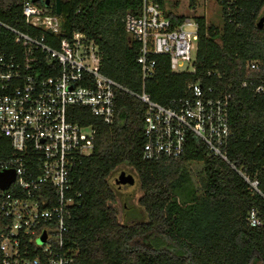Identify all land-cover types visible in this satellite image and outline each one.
Segmentation results:
<instances>
[{
    "label": "trees",
    "instance_id": "1",
    "mask_svg": "<svg viewBox=\"0 0 264 264\" xmlns=\"http://www.w3.org/2000/svg\"><path fill=\"white\" fill-rule=\"evenodd\" d=\"M24 1L0 0V43L7 50L17 47L5 26L32 28L22 17ZM140 2L59 0L65 35L81 32L94 41L101 72L136 92L142 89L138 45L125 32L123 19L127 12L138 14ZM217 2L221 29L206 26L203 17L194 18L199 25L195 71L174 73L167 56H154V73L144 90L163 105L183 96L187 85L195 81L229 94L232 134L227 158L258 181L259 191L194 138L188 140L180 159L143 160L144 104L116 90L114 121L97 126L93 151L75 173L74 187L81 197L66 236L75 253L71 264H264V91L254 92L256 86L264 85V23L257 24L264 14V0ZM55 3L49 0L48 5L39 6L55 14ZM167 15L174 23L184 18L172 12ZM252 61L258 62L257 70L247 67ZM190 163L202 167L200 196L186 185ZM124 167L138 180L137 202L145 220L124 223L118 219L114 206L118 192L111 178ZM250 210L256 212L260 226L248 225ZM151 234L167 247L148 245L144 239Z\"/></svg>",
    "mask_w": 264,
    "mask_h": 264
},
{
    "label": "built area",
    "instance_id": "2",
    "mask_svg": "<svg viewBox=\"0 0 264 264\" xmlns=\"http://www.w3.org/2000/svg\"><path fill=\"white\" fill-rule=\"evenodd\" d=\"M165 1L141 0L138 14L124 15L125 32L138 45L139 92L104 75L94 41L81 32L66 36L60 15L31 0L23 2L21 13L32 28L5 26L17 48L0 43V172L13 171L9 185L0 187V264L73 262L66 236L81 197L75 173L93 151L97 126L114 121L116 90L144 104L143 160L180 159L194 138L259 191L258 181L227 158L229 94L195 81L183 96L163 105L144 90L154 73V56H167L174 73L195 71L199 25L188 17L174 23ZM247 67L257 70L259 64ZM263 91L264 85L254 88ZM247 223L261 225L254 210Z\"/></svg>",
    "mask_w": 264,
    "mask_h": 264
},
{
    "label": "rangeland",
    "instance_id": "3",
    "mask_svg": "<svg viewBox=\"0 0 264 264\" xmlns=\"http://www.w3.org/2000/svg\"><path fill=\"white\" fill-rule=\"evenodd\" d=\"M165 9L167 12H172L177 16H184L190 19L195 17H203L206 26H214L217 29L222 28V12L221 6L217 0H167L165 1ZM264 18V14H261L260 18ZM259 21V20H258ZM264 23V19H263ZM190 28V27H187ZM202 167L197 163H190L187 166V174L189 176V182L186 184L191 187L197 196H200L201 191V178ZM127 173H131L134 178L133 185H126L123 189L125 194L117 196V200L114 206L118 212V219L121 222H132L145 220L144 211L138 204V198L141 195V190L138 185V180L132 171H129V167H124ZM180 195L183 196L182 192ZM179 201H182L181 197H177ZM159 237L153 234L147 236L144 241L148 245L155 247H167L166 243L160 244Z\"/></svg>",
    "mask_w": 264,
    "mask_h": 264
},
{
    "label": "water",
    "instance_id": "4",
    "mask_svg": "<svg viewBox=\"0 0 264 264\" xmlns=\"http://www.w3.org/2000/svg\"><path fill=\"white\" fill-rule=\"evenodd\" d=\"M32 2H38L39 4L48 5L49 0H31ZM60 3L56 0L55 14L60 15ZM263 17L258 21V26L261 27L263 23ZM13 180V171H1L0 172V187L5 189L9 183ZM135 181L134 176L131 173H127L124 170L120 171L115 179H113L114 185L120 187L121 185H133Z\"/></svg>",
    "mask_w": 264,
    "mask_h": 264
},
{
    "label": "flooded vegetation",
    "instance_id": "5",
    "mask_svg": "<svg viewBox=\"0 0 264 264\" xmlns=\"http://www.w3.org/2000/svg\"><path fill=\"white\" fill-rule=\"evenodd\" d=\"M119 172H120V171H119ZM119 172H117V174L114 175V176H112V178H111V183H112L113 185H114V183H113V179L116 178V176L118 175ZM114 186L116 187V190H117V192H118L117 196H120V195H122V194H125L124 191H123V189H124V187H125L126 185H121L120 187H118V186H116V185H114Z\"/></svg>",
    "mask_w": 264,
    "mask_h": 264
}]
</instances>
